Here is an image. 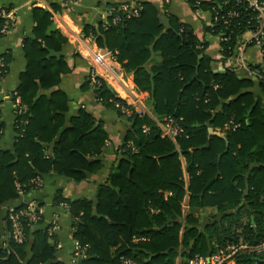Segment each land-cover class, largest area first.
<instances>
[{
  "label": "trees",
  "instance_id": "16d2710c",
  "mask_svg": "<svg viewBox=\"0 0 264 264\" xmlns=\"http://www.w3.org/2000/svg\"><path fill=\"white\" fill-rule=\"evenodd\" d=\"M187 3L193 11L210 14L203 31L220 37L223 60L233 57L245 33L258 28L256 12L244 0ZM138 5L137 17L116 25L110 17L82 27L83 37L91 36L99 49L114 53L123 71L133 74L137 89L149 96L152 117H124L114 107L124 101L103 79L93 78L96 99L127 119L130 128L94 202L64 199L59 191L54 198L55 205H67L71 239L83 250L79 264H120L121 259L174 264L176 258L186 264L194 256L210 257L224 245L259 244L264 240V108L250 91L255 82L229 68L215 72V61L205 54L207 45L189 26L170 13L161 15L149 3ZM52 10L60 11L56 6ZM33 16L35 38L25 45L27 67L15 90L26 109L16 117L12 151L0 150V207L20 197L18 187L22 194L34 189L31 179L49 171L84 181L102 168L99 154L108 138L103 124L84 109L65 125L67 98L53 88L69 68L64 59L47 58V53L60 52L67 39L59 32L45 36L52 23L48 11L34 8ZM5 24L0 17V30ZM260 42L264 54V35ZM0 64L1 80L6 63ZM251 67L261 76L256 83L264 96L263 69ZM48 90V96L40 93ZM168 117L182 118L188 138L160 136L155 120ZM230 120L239 128L225 132ZM208 128L220 135L208 136ZM180 155L186 159V186ZM185 197L188 208L183 213ZM24 209V204L15 207ZM4 221L8 228L7 215ZM39 223L21 218L25 241L0 244V264H63L55 259V235L36 229ZM139 238L144 240L134 242ZM263 259L237 253L233 262L263 264Z\"/></svg>",
  "mask_w": 264,
  "mask_h": 264
},
{
  "label": "crops",
  "instance_id": "0c3cea01",
  "mask_svg": "<svg viewBox=\"0 0 264 264\" xmlns=\"http://www.w3.org/2000/svg\"><path fill=\"white\" fill-rule=\"evenodd\" d=\"M126 3H149L161 15L167 12L176 16L179 22L189 26L198 39L207 45L205 54L215 61L213 69L218 71L220 67V37L203 31V27L210 23V14L193 11L187 0H0V11L10 12L13 18L6 20L9 28L0 35V62L6 63V74L0 80V121L2 124L0 150L12 151L16 137L15 121L17 115H15L13 94L27 67L25 45L35 38L34 8L48 11L51 14L52 22L55 23V32H59L67 39V44L62 46L61 51L58 52V57L49 56V52L47 53V58L64 59L69 68V72L61 75L59 84L53 88L63 92L67 98L68 110L64 113L65 125H68L69 120L76 116L80 109H84L93 116L96 122L103 124L108 136L99 154L102 168L93 174H88L84 181L76 183L69 178L49 171L31 179L30 183L36 186L34 189L0 207L1 245H5L7 242V226L4 221L7 211L23 204L33 205L34 209L40 213V223L35 226L36 229H49L52 225L57 227L54 233L57 241L56 261L70 264L75 247V243L71 239L72 219L63 203L54 204L57 191L64 199L84 198L94 202L98 186L107 181L111 167L120 157V146L130 128L127 119L119 117L113 109L103 106L94 95L93 78L101 77V70L88 56L87 49L95 51L98 47L94 42L83 37L82 27L84 25L96 26L100 22L106 23L109 18L108 10ZM53 6L59 7L60 11H53ZM250 39L251 34L246 33L242 37L241 44L246 46ZM243 59L247 64L261 66L264 73V57L259 47L247 44L243 51ZM112 67L122 75V81L119 85L112 84L111 88L114 94L130 108L142 110L146 113L145 115L152 117L149 96L137 89L133 74L124 72L118 63L112 64ZM220 71L223 73V70ZM251 80L255 82V85L250 91L260 99L264 108V96L256 80ZM51 90L40 93L48 96ZM207 133L208 136L220 135L218 131H213L211 128L207 129ZM45 154L47 158L50 157L51 147L45 150ZM179 160L186 186L189 181L185 171L186 159L180 155ZM187 200L188 198L185 197L182 203L183 213L188 208ZM27 257H30L29 246L27 247ZM174 263L179 264L180 259L176 258Z\"/></svg>",
  "mask_w": 264,
  "mask_h": 264
},
{
  "label": "built area",
  "instance_id": "2783aa9c",
  "mask_svg": "<svg viewBox=\"0 0 264 264\" xmlns=\"http://www.w3.org/2000/svg\"><path fill=\"white\" fill-rule=\"evenodd\" d=\"M247 2L248 6L251 7L256 12V22L258 28L254 32H247L251 34V39L246 43L251 44L252 46H257L260 48V36L264 35V2L258 0H244ZM140 11L138 4H122L118 7L108 10V16L111 17V23L116 25L124 21L125 19H130L132 17H137ZM114 12L121 13L113 15ZM235 13L229 14V16H234ZM0 17L5 20H12L10 12L0 11ZM226 23V22H224ZM106 28L105 25H103ZM8 30V25L5 24L0 30V33H5ZM246 34V33H245ZM244 34V35H245ZM243 35V36H244ZM242 36V37H243ZM90 42H94L91 36L85 37ZM242 45L241 42L237 46L234 55L232 58L223 60L221 57L219 59L220 69L224 70L229 68L234 71L239 77L257 79L261 78L258 70L253 69L251 64H247L243 59V51L246 47ZM261 50V49H260ZM88 56L91 57L93 63L100 68L101 70V79L105 81L106 84L111 88L112 84L119 85L122 81L121 73L112 67V64L117 63L115 60L114 53L109 51L97 48L95 51L87 49ZM263 54V52L261 51ZM264 57V54H263ZM0 67L2 65L0 64ZM112 89V88H111ZM13 102L15 105V115L23 113L25 111V106H23L19 99L16 97V93L13 94ZM114 107L124 116L129 117L132 113H135L139 116H143L146 113L142 110L132 109L126 103L116 102ZM182 118L168 117L167 119L157 121L155 120L156 126L160 131V136L162 138H168L172 141H176L178 138H188L184 126L181 124ZM239 128L238 124H235L230 120L227 124L224 125L223 130L235 131ZM147 131V128L143 129V132ZM128 147H132L131 143H128ZM18 187V186H17ZM18 193L22 196V191L20 188H17ZM264 201V197L262 198ZM65 208L67 205H65ZM7 217L9 221V227L7 228V240H11L15 243H23L25 241V236L23 233V227L21 224V218H27L30 224H36L40 221L39 211L34 209L33 205H26V209L16 211L15 208H10L7 211ZM57 230L56 225H52L48 229V235H53ZM144 240V239H134V242ZM241 253L244 255H250L255 257H264V240L257 245H248L247 243H238V245H224L218 247V249L207 258L201 256H194L186 261V264H234L233 257ZM84 258L83 250L75 244L73 254L71 256L70 264H79L80 261ZM120 264H136L131 259H121ZM175 264V263H174ZM258 264V263H254Z\"/></svg>",
  "mask_w": 264,
  "mask_h": 264
},
{
  "label": "water",
  "instance_id": "95a60500",
  "mask_svg": "<svg viewBox=\"0 0 264 264\" xmlns=\"http://www.w3.org/2000/svg\"><path fill=\"white\" fill-rule=\"evenodd\" d=\"M56 31V26H55V23H51L48 27H47V29H46V33H45V36H50L52 33H54ZM49 52V56H55V57H58L59 56V54L58 53H54L53 51H48ZM221 69H220V67L218 68V71H215V72H218V73H222L221 71H220ZM108 88L111 90V92H113V90L108 86ZM114 93V92H113ZM260 262L261 263H263L264 264V259L263 260H260Z\"/></svg>",
  "mask_w": 264,
  "mask_h": 264
},
{
  "label": "rangeland",
  "instance_id": "374dc122",
  "mask_svg": "<svg viewBox=\"0 0 264 264\" xmlns=\"http://www.w3.org/2000/svg\"><path fill=\"white\" fill-rule=\"evenodd\" d=\"M157 61H158V57H154L153 62H157Z\"/></svg>",
  "mask_w": 264,
  "mask_h": 264
}]
</instances>
